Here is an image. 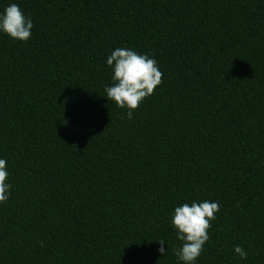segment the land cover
I'll return each mask as SVG.
<instances>
[{
    "label": "trees",
    "instance_id": "1",
    "mask_svg": "<svg viewBox=\"0 0 264 264\" xmlns=\"http://www.w3.org/2000/svg\"><path fill=\"white\" fill-rule=\"evenodd\" d=\"M11 3L33 28L0 32V264H183L174 210L205 200L196 264H264V0ZM116 48L163 73L132 119L104 91Z\"/></svg>",
    "mask_w": 264,
    "mask_h": 264
},
{
    "label": "clouds",
    "instance_id": "2",
    "mask_svg": "<svg viewBox=\"0 0 264 264\" xmlns=\"http://www.w3.org/2000/svg\"><path fill=\"white\" fill-rule=\"evenodd\" d=\"M32 28L31 19L15 3L0 14V32L14 40L27 42L31 38ZM107 65L113 69V84L104 89L106 97L118 108L127 109V117L132 119L144 100L154 95L157 87L163 83V73L154 59L128 48H116L108 56ZM6 165L7 161L0 159V205L7 204L11 187L7 183L9 173ZM219 210L217 202L207 200L192 202L191 205L184 203L175 208L171 223L177 231V239L183 244L174 254L183 264H196L210 239L208 233ZM158 243L159 253L165 256V242L160 240ZM234 252L241 259H247V252L241 246H235Z\"/></svg>",
    "mask_w": 264,
    "mask_h": 264
}]
</instances>
